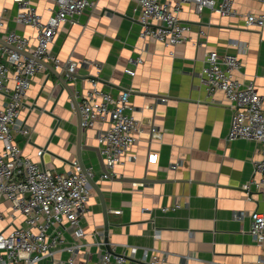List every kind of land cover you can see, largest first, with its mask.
<instances>
[{"label": "crops", "instance_id": "0c3cea01", "mask_svg": "<svg viewBox=\"0 0 264 264\" xmlns=\"http://www.w3.org/2000/svg\"><path fill=\"white\" fill-rule=\"evenodd\" d=\"M28 1L43 21L51 15L46 0ZM90 1L92 10L60 25L49 53L61 63L96 61L101 65V90L113 97L128 91L131 115L141 129L129 153L136 160L124 159L114 177L101 178L105 168L96 136L109 124L96 121L82 130L73 98L89 89V75L76 69L75 79L68 80L53 70L65 82L62 86L49 65L31 79L19 114V121L32 129L28 143L14 136L23 156L51 172H62L73 162L92 171L88 210L82 219L85 244H92V234L100 231L105 250L119 254L122 246L134 248L136 259L155 252L165 264H264V245L249 235L250 214L264 211V185L255 186L258 177L252 170L260 158L258 149L249 140L227 142L230 105L220 92L207 97L195 78L206 52L236 55L240 68L234 79L253 82L255 92L264 97V28L244 25L245 16L258 15L262 5L258 0H230L234 14L221 17L207 8L197 13L193 3H183L177 17L190 27L188 41L168 48L138 39L133 0ZM0 13L4 18L0 33L25 37L30 51L35 33L14 23L17 6L12 0H0ZM198 31L204 36L200 38ZM198 42L202 45L196 46ZM130 58H139L142 64L132 67ZM128 68L134 70L133 77L125 74ZM3 104L0 96V107ZM39 149L44 151L41 157L36 156ZM150 153L157 154L154 164L148 161ZM249 181L253 184L246 194L242 187ZM173 203L180 208L161 213ZM64 238L67 244L72 242L69 233ZM97 252L93 246L85 248L75 264H96ZM66 257L60 253L54 259Z\"/></svg>", "mask_w": 264, "mask_h": 264}, {"label": "built area", "instance_id": "2783aa9c", "mask_svg": "<svg viewBox=\"0 0 264 264\" xmlns=\"http://www.w3.org/2000/svg\"><path fill=\"white\" fill-rule=\"evenodd\" d=\"M51 15L43 21L28 0H12L17 6L14 23L30 28L34 33L35 46L29 51V41L15 33H0V96L4 99L0 107V264H75V259L85 248L97 249L96 264H165L164 258L153 252L136 259V249L122 246L119 254L104 249L103 232L92 234V244H85L82 219L88 210L89 182L93 179L90 169L73 162L62 172L42 169L23 156L22 149L14 142V136L23 137L28 143L32 129L19 121L24 99L31 79L45 70L46 66L59 70L65 79H75L74 71L83 69L89 75V89L73 95L79 125L82 130L92 128L96 121H107L109 126L96 136L98 153L105 168L102 179L115 176L114 169L123 160L134 162L136 157L129 155L137 144L141 133L138 122L131 115L134 112L129 104V93L123 91L116 96L103 91L98 86L101 65L96 61H72L61 63L49 53L58 28L78 16L92 10L90 0H46ZM134 11L138 15L140 31L138 39L144 43L154 41L164 47L174 48L188 41L190 27L182 23L177 14L180 5L194 4L200 13L204 8L221 17L234 14L232 2L223 0L216 4L211 0H133ZM262 10L258 15L245 16L246 28H264V0H258ZM0 13V30L3 26ZM199 37L204 36L198 31ZM202 43H196L200 46ZM243 50L242 45L232 44ZM173 57V52L169 53ZM203 66L195 75L198 85L203 87L207 97L216 92L222 93L232 110L227 142L238 139L252 141L260 155L252 163L253 175L258 177L256 187L264 185V97L254 89V83L241 84L234 79V72L240 68L236 55L219 56L214 51L203 56ZM128 64L137 67L142 64L139 58L129 59ZM125 74L134 76V70L126 69ZM70 75L72 77H70ZM150 109V107H144ZM157 137V134H154ZM44 151L39 149L37 157ZM148 161L155 163L157 154L150 153ZM177 165H173L175 168ZM253 181L244 185L247 194ZM178 203L162 207L161 213L175 212ZM118 214L117 212H113ZM236 217V215H234ZM249 235L258 245H264V211L250 214ZM4 223V227L1 225ZM69 233L72 242L67 244L64 234ZM61 247L57 249V247ZM66 253L64 260H55L57 254ZM264 263V260H262Z\"/></svg>", "mask_w": 264, "mask_h": 264}, {"label": "water", "instance_id": "95a60500", "mask_svg": "<svg viewBox=\"0 0 264 264\" xmlns=\"http://www.w3.org/2000/svg\"><path fill=\"white\" fill-rule=\"evenodd\" d=\"M49 70L55 75V77L57 78V83H59L60 85L64 86L65 85V82L63 81L62 78H60V76H58L54 71L53 69L49 68ZM70 77H72L70 75ZM104 241L106 242V238H104ZM107 247V246H106ZM109 252V251H108Z\"/></svg>", "mask_w": 264, "mask_h": 264}]
</instances>
